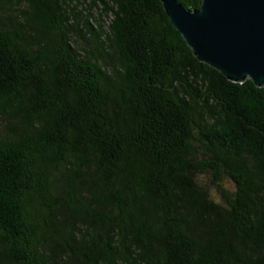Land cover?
<instances>
[{
  "label": "trees",
  "instance_id": "trees-1",
  "mask_svg": "<svg viewBox=\"0 0 264 264\" xmlns=\"http://www.w3.org/2000/svg\"><path fill=\"white\" fill-rule=\"evenodd\" d=\"M0 264H264V85L158 0H0Z\"/></svg>",
  "mask_w": 264,
  "mask_h": 264
},
{
  "label": "water",
  "instance_id": "water-1",
  "mask_svg": "<svg viewBox=\"0 0 264 264\" xmlns=\"http://www.w3.org/2000/svg\"><path fill=\"white\" fill-rule=\"evenodd\" d=\"M158 1L199 63L236 85H264V0H200L193 11Z\"/></svg>",
  "mask_w": 264,
  "mask_h": 264
},
{
  "label": "rangeland",
  "instance_id": "rangeland-1",
  "mask_svg": "<svg viewBox=\"0 0 264 264\" xmlns=\"http://www.w3.org/2000/svg\"><path fill=\"white\" fill-rule=\"evenodd\" d=\"M79 8L82 10V14H85L86 12H88L87 9L84 7V5L79 6ZM83 10H85L86 12L84 13ZM88 13L91 15V20H93V23H94V20L99 19L98 12L96 10L91 8ZM6 14H8V16H11V17L14 15L11 11H8V10L6 11ZM100 21L105 23L107 19L105 16H101ZM89 22H90L89 24L91 25V27L94 28V24L92 23V21H89Z\"/></svg>",
  "mask_w": 264,
  "mask_h": 264
}]
</instances>
